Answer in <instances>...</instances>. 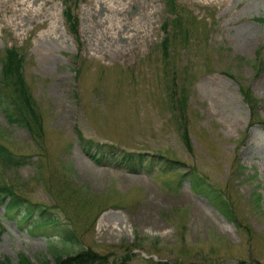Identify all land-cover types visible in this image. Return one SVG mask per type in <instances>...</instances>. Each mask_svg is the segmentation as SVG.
<instances>
[{
  "label": "rangeland",
  "instance_id": "374dc122",
  "mask_svg": "<svg viewBox=\"0 0 264 264\" xmlns=\"http://www.w3.org/2000/svg\"><path fill=\"white\" fill-rule=\"evenodd\" d=\"M177 3L209 29L177 46L162 64L163 0H78L77 40L64 25L60 0H0V51L14 45L24 54L22 72L43 116L51 160L45 159L56 168L49 180L52 173L40 175L31 155L16 166L0 165V180L33 201L52 204L55 189L64 187L91 204L80 217L66 204L52 209L78 231V222L87 226L79 244L63 242L49 228L29 232L17 223L19 212L5 213L0 204L5 264H22L20 255L33 264L52 259L51 245L62 254L90 246L107 253L106 264H153L148 257L168 264L264 263V130L248 124L249 109L234 80L249 87L264 118V23L254 18L263 13L264 0ZM181 85L183 110L169 102L180 97ZM181 125L189 146L181 141ZM76 130L125 150L160 152L195 165L230 194L236 220L187 181L172 186L155 168L132 172L105 158L93 160ZM0 140L17 152L35 150L27 131L8 123L1 107ZM234 156L242 168L232 173Z\"/></svg>",
  "mask_w": 264,
  "mask_h": 264
},
{
  "label": "trees",
  "instance_id": "16d2710c",
  "mask_svg": "<svg viewBox=\"0 0 264 264\" xmlns=\"http://www.w3.org/2000/svg\"><path fill=\"white\" fill-rule=\"evenodd\" d=\"M78 0H60L62 4V17L67 31L78 39V17L74 12ZM164 17L161 24L163 36L158 42L160 46V60L162 64L169 62L174 56V50L177 46L183 45L195 39L202 32L206 33L209 29V24L204 19H198L192 15L183 5L177 3V0H163ZM257 21L264 23V12L262 15L254 17ZM193 41V40H192ZM191 43V41L189 42ZM24 54L20 48L14 45H8L0 51V107L1 111L8 123H14L24 128L35 144V150L32 152H17L0 140V165L1 166H16L24 163L31 155L37 156L36 167L40 175L44 169L50 177L54 174V165L49 169L48 150L44 147V125L43 116L32 95L27 80L23 74L22 62ZM262 63V62H261ZM264 68V63L261 64ZM222 73L232 77L228 72ZM77 74V71H76ZM234 79V77H232ZM238 84V91L242 99L246 102L250 118L249 125L258 124L264 129V118H260L256 112V103L258 99L250 91L248 86H244L239 81L234 79ZM185 85L179 88V98L176 99L175 105L170 100V106L177 107L180 110L185 108ZM168 97H171L172 90L167 91ZM187 126L181 125L180 135L181 141L190 145L188 138ZM78 141L82 151L87 153L90 158L99 161L105 158L113 166L126 167L132 172H144L155 168L158 177L163 178L168 185L175 186L182 181H187L191 190L204 196L215 208L227 219H235V212L230 194L212 182L206 174L201 172L195 165L176 157H168L160 152L150 153L148 156L143 152H135L120 148L111 142H103L85 138L76 130ZM30 154V155H29ZM235 166H232L231 172H239L242 165L234 156ZM56 169V168H55ZM60 175H55V177ZM62 185V183L60 184ZM53 195V203L47 204L41 201H33L16 191L11 184H6L0 180V204L4 205V212H19L20 216L17 220L19 225L28 226L29 232H33L37 228H49L59 234V238L63 242L70 244H79L83 229L87 231V226L82 225L80 231L75 227V222L68 220L65 216V222L59 221L56 216L52 215V209H61L66 204L71 214L74 216L81 215L80 210L90 208L91 204L86 199L85 195L79 196V193L68 191L64 187H57ZM123 195L119 199L111 202V205L117 206L118 201L122 200ZM67 208V207H66ZM61 211V210H60ZM62 212V211H61ZM1 232V226H0ZM72 253L62 254L60 249L51 245L48 247L52 259L44 258L38 260L35 264H106L108 262L107 253L99 252L90 246L78 245ZM127 259V256H122ZM153 264H168L166 261L156 260L148 257ZM19 261L22 264H33L21 255ZM6 260H0V264H5ZM178 264H182L181 262ZM238 264H248L246 261H239ZM264 264V263H258Z\"/></svg>",
  "mask_w": 264,
  "mask_h": 264
},
{
  "label": "bare ground",
  "instance_id": "6f19581e",
  "mask_svg": "<svg viewBox=\"0 0 264 264\" xmlns=\"http://www.w3.org/2000/svg\"><path fill=\"white\" fill-rule=\"evenodd\" d=\"M37 1V0H36ZM34 2V1H33ZM18 5H20L21 4V1H19L18 3H17ZM26 4V3H25ZM24 5V4H23ZM43 5V4H42ZM43 11V10H42ZM35 16V15H34ZM128 30H130L131 28L129 27V26H127L126 27ZM133 29V28H132ZM134 30H136V29H134Z\"/></svg>",
  "mask_w": 264,
  "mask_h": 264
}]
</instances>
